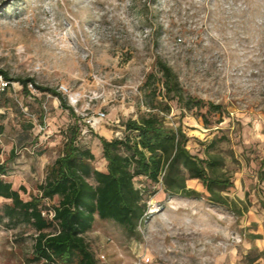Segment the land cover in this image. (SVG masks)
<instances>
[{
	"label": "rangeland",
	"instance_id": "obj_1",
	"mask_svg": "<svg viewBox=\"0 0 264 264\" xmlns=\"http://www.w3.org/2000/svg\"><path fill=\"white\" fill-rule=\"evenodd\" d=\"M158 58L173 68L186 96L205 103L200 112L208 103L222 106L221 123L218 113L207 114L206 125L196 109L182 110L177 100L168 101L171 111L161 116L172 127L183 125L193 154L223 159L214 175L232 180L222 194L238 211L211 202L198 180L188 186L200 197L169 196L158 186L136 233L96 219L85 236L97 263L264 264V181L258 178L264 158V0H0V69L11 78L67 88L62 94L82 124L77 142L95 154L97 169L106 162L89 127L119 136L127 119L147 114L150 73L162 90ZM29 89L25 95L13 81L0 99V164L6 168L0 179L16 190L23 186L24 200L40 196L76 122L57 97L31 84ZM222 135L227 141L207 148ZM58 199L42 200L45 214L51 217ZM10 204L0 197V264H45L31 261L38 232L9 217L4 210Z\"/></svg>",
	"mask_w": 264,
	"mask_h": 264
},
{
	"label": "trees",
	"instance_id": "obj_2",
	"mask_svg": "<svg viewBox=\"0 0 264 264\" xmlns=\"http://www.w3.org/2000/svg\"><path fill=\"white\" fill-rule=\"evenodd\" d=\"M156 65L161 74L162 90L155 85L156 75L150 73L144 84L150 109L147 114L139 119H127L122 124L124 133L111 140L89 128L100 142L105 169L95 168L92 164L95 154L77 142L82 133L81 119L60 91L39 85L31 77L11 78L0 69V75L9 82V87L17 81L22 92L30 95L29 84H32L38 91L57 97L61 108L68 110L76 120L66 132L62 154L49 167L45 181L39 186L40 196L24 200L20 195V191H25L23 186L16 190L11 182L0 179V197L11 200V204L5 207V213L31 224L38 232L33 244L32 262L98 264L85 236L96 219L112 220L130 234L136 233L147 215L148 200L158 193V186L169 196L200 197V192L188 186V181L198 180L211 202L238 211L236 202L222 194L232 186V180L214 175L223 166V159L214 155L201 158L193 154L187 148L189 137L183 125L172 127L167 124L165 116H161V113L171 111L168 101L177 100L182 110L196 109L206 125L209 124L207 114L218 113L217 123H221L222 106L208 103L206 112H200L205 103L185 95L173 68L159 58ZM159 96L165 101L158 100ZM2 130L0 127V134ZM224 141H227L225 135L214 138L207 148L212 149ZM14 153L12 150L10 158ZM0 174H6L4 164H0ZM258 178L264 181V158L260 161ZM143 181L148 182L144 187ZM55 197L59 199L52 206L53 216L50 217L44 213L47 208L42 206V200ZM55 225L58 228L56 232L45 231Z\"/></svg>",
	"mask_w": 264,
	"mask_h": 264
},
{
	"label": "built area",
	"instance_id": "obj_3",
	"mask_svg": "<svg viewBox=\"0 0 264 264\" xmlns=\"http://www.w3.org/2000/svg\"><path fill=\"white\" fill-rule=\"evenodd\" d=\"M30 85V84H29ZM32 85V84H31ZM33 86V85H32ZM9 89V82L2 76L0 75V97L4 95V93ZM67 88L61 87L60 92H66L67 93ZM77 102V100H75ZM100 116L103 117L104 113H100ZM51 216H53V213H51ZM103 257V256H102Z\"/></svg>",
	"mask_w": 264,
	"mask_h": 264
},
{
	"label": "crops",
	"instance_id": "obj_4",
	"mask_svg": "<svg viewBox=\"0 0 264 264\" xmlns=\"http://www.w3.org/2000/svg\"><path fill=\"white\" fill-rule=\"evenodd\" d=\"M89 127V126H88ZM89 128H91L95 133H96V130H95V128L93 127V126H91V127H89ZM111 132H112V130H111ZM99 135V134H98ZM100 136H102V135H100ZM103 137H105L106 139H108V140H111V139H113L114 137H116V136H113V134L111 135V134H109V136H107V135H104ZM98 139V138H97ZM99 149H101L100 147H99Z\"/></svg>",
	"mask_w": 264,
	"mask_h": 264
}]
</instances>
